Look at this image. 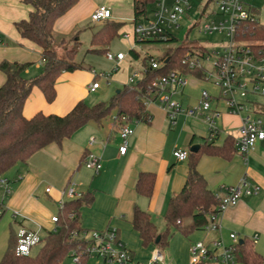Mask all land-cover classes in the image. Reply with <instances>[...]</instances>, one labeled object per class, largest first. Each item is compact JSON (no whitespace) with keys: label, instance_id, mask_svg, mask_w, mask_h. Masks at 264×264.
Segmentation results:
<instances>
[{"label":"crops","instance_id":"0c3cea01","mask_svg":"<svg viewBox=\"0 0 264 264\" xmlns=\"http://www.w3.org/2000/svg\"><path fill=\"white\" fill-rule=\"evenodd\" d=\"M105 4L108 6L99 5L95 0H80L74 8L56 21L53 29L55 43L57 38L65 42L76 30L92 22V13L101 6L110 9L112 15L113 10L126 7L133 11V0H106ZM32 11L33 7L25 4L23 0H0V38L4 41L0 45V63L7 60L32 64L26 71L28 78L42 72V49L23 39L14 25L27 20ZM121 20L118 19L122 22ZM118 21L116 23H120ZM133 23L134 21L132 25ZM127 32L126 29L124 33ZM119 33L121 34V30ZM131 37L130 35L128 38L130 50L137 44ZM78 42L77 38L76 43ZM106 50L109 51L108 48ZM125 61L126 57L119 64H125ZM119 66L116 65L112 71L117 72L115 70H118ZM117 76L118 73L112 77L116 86ZM81 79V72L78 70L63 73L56 83L57 97L51 104L46 102L41 90L33 88L24 107V116L31 118L38 112L64 116L79 101L89 103L87 98L93 83L86 89L82 83L84 80ZM5 80V75L0 71V88ZM189 83L190 81L185 88L178 90L174 97L183 107L185 105L182 99L186 93H192V90H188ZM215 89L214 94L211 93L212 109L217 108L223 112L221 119L216 121L220 130L216 145L222 146L227 137H239L242 120L241 117L227 112L224 103L218 99L219 88L216 85ZM198 95L201 96L200 92ZM147 110L153 116L151 124L135 120L121 123L116 121L114 111L102 125L89 122L61 146L52 144L35 153L26 164L24 175L18 172L15 176L14 182L20 183L15 187L10 199L6 201L4 194L1 197L0 203H3L5 208L3 215L7 213L20 228L53 231L56 224L52 222V218L59 215L61 203L72 199L66 191L69 186H74L77 192L93 197L92 203L81 209L82 226L85 230L103 231L115 228L118 230L119 240L132 253L136 264H142L140 261L145 262L152 258L159 249L154 245H143L139 233L131 224L134 208L137 206L150 213L160 233L167 230L164 215L169 200L182 191L189 171L188 162L179 161L174 152H189L193 145L201 146L209 138V129L198 116H181L177 124L171 126L159 103L148 105ZM123 126L133 130V134L128 138V149L124 156L119 152L122 145L120 130ZM88 154L100 159L102 168L98 173L84 166L83 162ZM198 170L205 177L210 190L217 196L223 195V188L234 187L244 178L251 186H259L260 191L257 195L243 197L235 207L221 215L218 219L220 231L202 230V234H197V231L188 238L174 232L167 246L170 260H174L176 264H190V247L196 237L202 236L201 241L211 246L219 240L229 246L232 244L230 234H236L239 241L246 239L252 242L264 260V140L258 142L246 156H241L236 150L230 160L203 155L199 160ZM141 173L156 176L154 193L150 200L136 192V183ZM7 179L9 180L8 177ZM46 185L49 186L45 187L47 197L44 200L37 197V194ZM46 189H50V193H47ZM50 194H54V197L49 196ZM47 199L58 206L57 214L46 207ZM162 255L163 261H166L163 252Z\"/></svg>","mask_w":264,"mask_h":264},{"label":"trees","instance_id":"16d2710c","mask_svg":"<svg viewBox=\"0 0 264 264\" xmlns=\"http://www.w3.org/2000/svg\"><path fill=\"white\" fill-rule=\"evenodd\" d=\"M158 0H133V21L139 23L149 20V9L154 10ZM33 7L27 20L15 23V28L23 39L35 43L42 49V72L34 77H27L26 71L32 67L30 63L10 62L0 63V71L5 75V83L0 88V178L6 177L16 166L28 163L37 152L52 144L61 146L77 131L89 122L102 125L114 111L116 121H138L151 124L153 116L148 112L143 99L151 84L167 74L180 71L189 77L204 82L205 70H189L183 64L188 53L203 54L208 52L204 46H180L169 50L160 59L146 57L143 60V75L134 84H127L121 92L115 95L108 103H99L89 106L85 101H79L73 109L64 116L46 115L38 112L31 118L23 114L25 104L33 88H38L44 95L47 103L51 104L57 97L56 83L63 73H73L81 67L64 58H60L54 49V25L58 19L66 15L80 0H23ZM123 24L106 21L93 34L90 52H107V47L118 36ZM242 35L252 47L264 53V25L247 21L240 27ZM176 38L170 35L166 41L175 42ZM4 41L0 38V44ZM160 41H142L137 44ZM75 53V51H74ZM130 55L138 57L135 49ZM157 61L161 67L151 69V61ZM117 71V69L115 70ZM217 139V138H216ZM216 139H206L197 153L189 151L188 175L185 185L179 194L169 200L164 215L167 230L160 233L152 221L150 213L134 208L131 224L140 235L144 246L154 245L160 251L165 249L174 232L190 237L197 231L204 230L209 223L214 207L219 204L217 196L208 187L205 177L198 170V163L203 155L232 159L236 153L235 139L231 136L225 139L222 146L216 145ZM156 183L155 174L141 173L136 183L137 194L150 200ZM93 197L82 194L80 198H72L60 207L56 229L48 231L43 237L41 247L36 256H17V234L12 240L0 264H66L73 252L82 253L85 250L84 242L79 238L85 231L82 226L81 209L92 203ZM2 215L5 213L3 203H0ZM160 241L156 244L157 238ZM238 264H264L263 257L257 253L254 244L244 239L242 244L236 245L235 252ZM90 259H83L82 264H88ZM199 264H209L201 262Z\"/></svg>","mask_w":264,"mask_h":264},{"label":"built area","instance_id":"2783aa9c","mask_svg":"<svg viewBox=\"0 0 264 264\" xmlns=\"http://www.w3.org/2000/svg\"><path fill=\"white\" fill-rule=\"evenodd\" d=\"M192 1L158 0L149 20L133 23L134 40L166 42L170 35H173L172 28H179L185 16L191 11ZM210 7H214V10L209 11ZM202 15L209 19L203 25L201 32L206 35L224 36L226 44L223 52L217 53L213 49L210 52L206 47L208 52L202 55L188 53L182 64L189 70L204 69L206 74L204 82H210L211 78L215 77L214 84L219 88L218 99L224 103L229 114L241 117L240 135L235 139V147L238 154L246 156L258 142L264 140V103L252 99L264 97V53L252 47L243 37L240 27L247 21L260 23L261 11L256 9L250 0H205ZM111 18L112 12L105 6L97 8L91 15V20L95 23H104ZM123 37L128 39L130 34L124 33ZM105 57L108 61L119 64L126 56L124 53L114 54L107 51ZM160 67L157 61H151V69L157 70ZM110 76V74H102L100 77L109 82ZM137 77L138 74L135 73L129 78V84H134V79ZM189 78L191 77L180 71L171 72L155 80L143 99L146 106L159 103L171 126H175L181 116L201 117L209 129L208 139L213 141L220 133L216 121L221 119L223 112L217 108L212 109L211 94L202 91L199 104L194 109L185 108L174 99L178 90L187 86ZM99 88L100 83L95 79L89 89L90 92H95ZM123 121L127 122L125 118ZM132 134L133 130L130 127L121 128L120 155H126L128 138ZM174 156L179 161H187L189 152L177 150ZM83 163L87 169L96 173L102 168L100 159L93 154H88ZM10 184L6 177L0 178V188L5 198L12 194ZM259 191V186H251L245 178L234 187L223 188V195L219 196V204L214 207V212L204 230L220 231L219 217L235 207L243 197L257 195ZM46 192L50 193V189H46ZM66 193L70 198L82 197V193L77 192L74 186H69ZM62 206L63 203L60 207ZM0 215H2L1 209ZM52 222L56 224L58 216L53 217ZM17 238L15 251L17 256H30L32 249L40 245L43 239L39 231L24 227L19 229ZM79 238L84 242L85 250L82 253L71 254L73 264H82L85 258L95 259L97 264H136L132 253L119 240L118 230L115 228H107L103 231L85 230ZM230 239L232 244L229 246L221 240L214 242L212 246L205 241L193 243L190 247V264H199L203 261L209 264H238L235 252L239 239L236 234H230ZM162 260L163 255L159 250L152 256L149 264H158Z\"/></svg>","mask_w":264,"mask_h":264},{"label":"rangeland","instance_id":"374dc122","mask_svg":"<svg viewBox=\"0 0 264 264\" xmlns=\"http://www.w3.org/2000/svg\"><path fill=\"white\" fill-rule=\"evenodd\" d=\"M99 5H107L106 0H95ZM251 4L261 11V17L259 19L260 23L264 25V0H250ZM193 7L190 12L185 16V19L181 22L179 28H172L171 33L176 38L175 42H151V43H142L136 44L135 51L138 53V57L135 58L133 55H130L128 48L129 40L123 37L124 31L127 29V33H129L132 37V41L134 42V36L132 31V22H133V11L130 8H121L119 10H113V15L111 21L117 22L118 19H122L118 22L122 23L121 34L116 37L111 44L107 47L110 52L117 54L119 52L124 53L126 56L125 64H116L115 62L108 61L103 53H94L90 52L93 48L91 44L92 34L97 32L101 25L100 23L89 22L82 28L76 30L73 34L68 36L65 42H62L60 38H57L56 43L54 44V49L59 55L60 58H64L70 61H75L81 69L78 71L81 72V80L85 88H88V85L92 84L94 80V75L96 74V79L99 81L101 88L97 90L95 93H88V102L89 106H94L99 103H108L111 99L117 95L118 90H122L125 85L129 84V78H131L135 73L138 74V77L134 79V83L138 82L144 71L143 60L146 57H153L155 59H160L164 56L166 52L171 49L180 47V46H204L207 47L210 52L213 49L217 53L223 52V47L226 44V39L224 36L219 34L206 35L201 32L203 25L208 21L209 17L203 16V6L205 4V0H193ZM152 8L149 9V16H152ZM214 10V7H210L209 11ZM78 38V44L76 43V39ZM1 45V44H0ZM75 51V53H74ZM214 56H212L213 59ZM116 65H120L117 72L112 71ZM209 71V68H207ZM114 72V73H113ZM118 73L117 83L118 86L114 82H112V77ZM102 74H112L110 76V83L108 84L102 77ZM189 86L188 90H192V93H186L187 95L182 99V103L185 105L184 107H190L192 109L196 108L199 104L200 95L202 91H208L210 94H214L215 92V77L213 76L210 82H202L197 79L189 78ZM253 100L264 103V97H253ZM258 108V107H257ZM27 165H18L11 172L8 173L7 177L12 181L10 187L12 189V193L15 187L20 183L14 182V178L18 175V172L24 175L25 167ZM44 186L41 191L38 192L37 197L43 198L46 200V193ZM3 191L0 188V202H2ZM49 196L54 197V194H50ZM11 196H8L5 200H9ZM39 198V199H40ZM48 201V199H47ZM48 209L58 213V206L56 204L48 201L46 204ZM7 213L3 215L0 219V260L4 257L6 251L8 250L12 240L15 238V235L18 233L20 229V225L15 222L14 219H10ZM47 230H40L39 233L42 237L46 235ZM197 234H202L201 231L197 232ZM203 239L202 236H198L193 240V243L197 241H201ZM41 244L34 247L31 251V256H36L40 250ZM166 256V261H160L158 264H167L174 263V260H170V253L168 248L161 250V253ZM164 259V257H163ZM151 257L147 261H140L142 264H149ZM66 264H73V260L71 258H67L65 261ZM88 264H97V260L90 259Z\"/></svg>","mask_w":264,"mask_h":264},{"label":"water","instance_id":"95a60500","mask_svg":"<svg viewBox=\"0 0 264 264\" xmlns=\"http://www.w3.org/2000/svg\"><path fill=\"white\" fill-rule=\"evenodd\" d=\"M120 92H121V90H118V91H117V94H119ZM199 150H200V145H193V146L190 148V152H191V153H197ZM159 241H160V237L157 238V240H156V244H158ZM242 243H243V241L240 240V241H239V244H242Z\"/></svg>","mask_w":264,"mask_h":264}]
</instances>
